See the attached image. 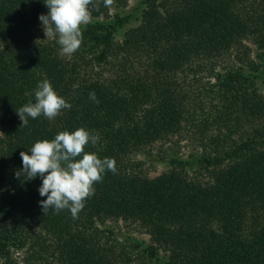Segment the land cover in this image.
Returning <instances> with one entry per match:
<instances>
[{"label": "trees", "instance_id": "trees-1", "mask_svg": "<svg viewBox=\"0 0 264 264\" xmlns=\"http://www.w3.org/2000/svg\"><path fill=\"white\" fill-rule=\"evenodd\" d=\"M44 2L0 0V264H264V0H141L114 14L126 0H93L71 56L45 36ZM45 78L71 107L21 126ZM79 127L117 171L76 218L43 213L41 178L15 175L19 154ZM153 150L170 168L150 178L136 155ZM117 220L151 244L119 237Z\"/></svg>", "mask_w": 264, "mask_h": 264}, {"label": "clouds", "instance_id": "clouds-1", "mask_svg": "<svg viewBox=\"0 0 264 264\" xmlns=\"http://www.w3.org/2000/svg\"><path fill=\"white\" fill-rule=\"evenodd\" d=\"M93 0H45L48 12L41 14L45 36L55 37L61 55L71 56L79 50L83 42L82 26L91 20L89 5ZM35 101L20 107L16 113L21 126H27L29 118L41 115L48 120L59 116L71 105L60 96L48 79L38 82L34 93ZM89 99L97 102L95 92ZM98 136L84 127L74 131H61L54 139L37 140L30 148V155L20 152L23 167L15 173L19 178L31 180L39 176L42 184L39 195L46 197L39 201L43 213L49 210L59 213L69 210L76 218L84 208L87 198L95 193L94 185L102 182L106 171L116 173L114 158H99L95 152H86L85 147L95 144Z\"/></svg>", "mask_w": 264, "mask_h": 264}, {"label": "rangeland", "instance_id": "rangeland-1", "mask_svg": "<svg viewBox=\"0 0 264 264\" xmlns=\"http://www.w3.org/2000/svg\"><path fill=\"white\" fill-rule=\"evenodd\" d=\"M141 0H126V7L122 8H116V5L110 6V13H130L136 8ZM133 24H136L135 22ZM264 92V89H262ZM185 141H182L179 143V147L173 145V150H178V155L180 156H186L188 153L192 152L190 147H186ZM159 146L156 145L155 148ZM153 155H147L146 152H140L136 155L137 160H144L145 164L142 166V171L145 175H147L150 178H153L155 176H158L159 174L166 172L170 166L167 164L165 160H161L156 156V150H153ZM107 227L113 229L114 232L118 233L119 237L121 236H131L139 241H142L146 245L151 244V238L148 232L145 228H143L141 225L129 221H107ZM121 239V238H120ZM160 254L163 255V253L160 251ZM135 255V254H134ZM145 259L143 257H132V263L131 264H144Z\"/></svg>", "mask_w": 264, "mask_h": 264}]
</instances>
